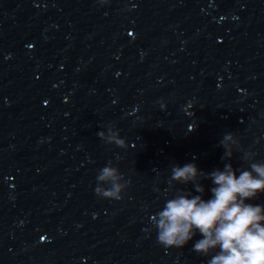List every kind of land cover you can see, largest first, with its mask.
Returning a JSON list of instances; mask_svg holds the SVG:
<instances>
[{
	"label": "clouds",
	"instance_id": "9594fccd",
	"mask_svg": "<svg viewBox=\"0 0 264 264\" xmlns=\"http://www.w3.org/2000/svg\"><path fill=\"white\" fill-rule=\"evenodd\" d=\"M97 135L106 143L127 147L114 126L108 127L107 134L101 131ZM220 145L224 148L222 159L230 160L234 147L239 148V141L228 132ZM254 155L244 156L249 161L248 169H234L231 163H225L223 170L204 173L194 163L173 165L168 183L191 182L201 195L180 190L165 201L162 210L153 217L157 242L165 249L182 248L198 231L203 238L193 245L195 253L208 256L219 249L208 264H264V206L246 203L264 193V162H255ZM96 179V194L116 201L122 199L129 184L110 163L99 170ZM201 179H211L215 185L208 200L202 198L205 189Z\"/></svg>",
	"mask_w": 264,
	"mask_h": 264
}]
</instances>
